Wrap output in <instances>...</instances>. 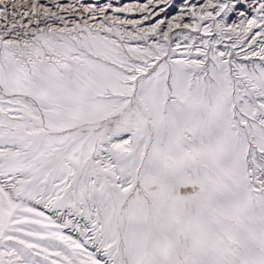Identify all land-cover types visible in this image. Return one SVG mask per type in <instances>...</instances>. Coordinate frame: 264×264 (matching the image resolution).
<instances>
[{
    "label": "rangeland",
    "instance_id": "rangeland-1",
    "mask_svg": "<svg viewBox=\"0 0 264 264\" xmlns=\"http://www.w3.org/2000/svg\"><path fill=\"white\" fill-rule=\"evenodd\" d=\"M86 39L118 48L95 54V62L110 69L114 90L67 103L78 115H64L65 130L46 127L54 114L46 108L34 114L29 98L0 85V264L215 263L194 256L189 226L197 249L208 247L202 240L210 235L223 241L224 254L235 253L232 230L245 216L232 210L223 180L214 187L220 198L211 199L212 180L198 168L204 161L197 152L214 128L199 119L205 115L196 108L201 95L186 103L179 98L173 68L217 61L235 92L237 61L264 66V0H0L1 65L12 60L29 69L42 61L61 71L67 63L81 69L90 59L82 49ZM244 74L250 82L242 78V94L253 103L264 100ZM191 105L194 128L181 121V107ZM255 106L252 119L264 128V104ZM220 107L239 124L238 113ZM48 134L53 141L43 144ZM206 154L227 164L225 148L212 144ZM263 159L259 149L243 155L252 201L254 194L264 199ZM231 182L243 209L241 183Z\"/></svg>",
    "mask_w": 264,
    "mask_h": 264
},
{
    "label": "bare ground",
    "instance_id": "bare-ground-1",
    "mask_svg": "<svg viewBox=\"0 0 264 264\" xmlns=\"http://www.w3.org/2000/svg\"><path fill=\"white\" fill-rule=\"evenodd\" d=\"M83 44L82 49L90 59L85 62V67L81 69H75L72 65L70 67L69 63H67L64 67L67 68V71H61L47 62L39 61L37 66L29 68L31 69V74H29L28 71L30 70L25 69L18 62L5 61L2 65L0 64V85L2 86V91L17 93L29 98L34 103V106L29 107V110L34 114H40L46 108L49 114H54L53 116L55 117L53 122L47 121L46 127L55 131L65 130L67 119L63 120L64 115L67 113L65 118L69 115H78L77 110H69L67 103L81 104L84 103L81 100H88L98 93L103 95L106 91L111 92V90H114L111 88L110 83L112 77L110 69L95 62L97 57L95 54L104 52L107 49L113 53L118 48L109 46L108 42L103 40L86 39ZM36 50L39 52L40 48ZM63 51L66 53L69 48L64 47ZM117 53L118 51L115 54V59H121V57L117 56ZM216 62L213 63L209 60V64L205 68L193 63H191L193 67L189 69L182 68L179 70L174 67L173 73L177 77L175 91L184 103H186L187 99H193L196 94L201 95L202 99L196 104V108L203 107L202 110L205 115H200L199 119L203 121L207 118V122L212 123L214 131L205 135L206 148L197 152V155L204 161V163H200L198 168L205 172L204 178L209 181L212 180V186L210 187L209 185L212 201L220 198L216 194L214 187H216L217 181L223 180L224 192L222 193L228 201L236 205L232 209L233 211L243 212L245 220L241 221L239 229L232 230V236L237 238V241L232 242L235 251L233 254H224L220 250L223 241H214L210 235L205 236L202 240V244L208 245V247L197 249L194 239L198 240V237L191 226L186 229L190 235L189 245L195 257L200 253L208 255L209 259H212L211 262L215 260V263L211 264H264V199L259 194L252 196L253 201L248 198L250 194L245 192L246 180L242 179L241 171L244 153L247 151L251 152L252 149L264 151V128L252 119L255 110H259L255 105L259 101L263 105L264 100L261 101L260 99L253 103L248 95H243L242 87L245 84L242 78H244V73H246L264 92V66L259 61L250 63L244 60L237 61L234 74L237 76L238 81L234 84L235 92H233L227 87V80L224 77L225 72L222 69L223 65ZM217 68L221 71L220 74H217ZM244 79L250 82V79ZM192 80L193 83L191 84ZM211 80L212 82H210ZM45 91L55 95L57 99L64 103L57 105L46 100ZM195 102L196 100H192V103ZM101 103V110L105 113L107 104L104 100ZM222 104L227 105L230 111L239 114L236 119L239 124H234V119L229 111L224 107H220ZM181 109L185 111L181 121L184 124L190 121L192 128H194L193 119L196 116L194 105H191V108L182 106ZM262 116L263 114L260 113L258 117L261 118ZM223 137H226L225 141ZM53 138V134H48L42 140V143L52 142ZM212 144L227 149V164L206 154ZM176 162L179 164L177 159H175L174 163ZM134 163L135 161H133ZM199 172L201 173V171ZM234 177L241 183L239 191L241 190L244 197L243 205L245 208L243 209L240 207L241 200L238 191L231 182ZM228 179H230L229 182H227ZM164 196L166 197L165 194ZM210 226V224L207 226L210 232H214L215 228ZM220 229L224 234L230 232V229L226 226H220ZM137 242L140 243V239ZM224 260L226 261L223 262ZM147 262L151 264L150 260Z\"/></svg>",
    "mask_w": 264,
    "mask_h": 264
}]
</instances>
